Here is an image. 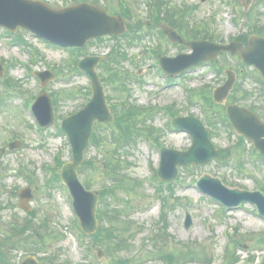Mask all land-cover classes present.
<instances>
[{
  "label": "rangeland",
  "instance_id": "obj_1",
  "mask_svg": "<svg viewBox=\"0 0 264 264\" xmlns=\"http://www.w3.org/2000/svg\"><path fill=\"white\" fill-rule=\"evenodd\" d=\"M125 1L133 18L127 24L134 28L142 25L141 22L144 23L148 17L146 2L149 0ZM98 2L107 6L112 13L120 11L118 0ZM166 2L175 7L191 8V16L186 18L189 25H199V28L200 24H205L206 30L212 32L221 43H229L232 38L249 34L247 25L250 22L241 15V0ZM51 3L57 4L54 0ZM248 12H251L247 15L250 19L257 22L259 27H264V0H255ZM134 21L136 26L133 25ZM144 29L147 30V27L141 26L139 33L145 34ZM19 32L18 35L21 36L25 33V44L16 43L12 34L3 35L0 29V64L4 68L3 77L0 78V99H3L0 103V149L5 148L0 156V248L3 242L6 243L4 247L11 252L9 258L16 261L14 264L26 254L40 258L43 251L48 256H55L53 264H114L116 257L121 255L133 258L134 264H164L163 259H160L164 255L179 256L180 264H203L201 262L204 258H208L213 264H224L228 233L242 247L245 245L244 249L240 247L236 251L242 260L248 256L260 259L264 255V220L255 215L252 206L245 205L223 213L217 203L204 197L195 187V182L200 177L208 175L218 178L229 189L254 191L262 187L264 190V164L258 158L255 160L252 146L243 143L242 147H236L238 139L233 131L226 128L223 122H215L217 116L223 115V110L211 108L209 114L200 95L202 90L210 93L223 84L225 69H242L235 59L226 54L220 55L215 59V64L221 68L219 72L211 63L205 64L189 70L177 80V85H169L160 73H156L158 68L151 66L155 60L149 52L157 45L158 37H145L130 44L126 43V39L104 37L86 45L84 55L109 59L114 57L113 49L120 52L116 62L109 60L105 65L102 62L97 68L99 75L104 76L108 84L103 83L107 100L113 109H125L132 105L141 110L135 121L142 135L137 137L135 131L128 148L123 151L118 148L116 153L113 150L117 144L112 141L111 136H107L110 130L106 129L104 132L97 129L98 134L103 137L101 145H90L84 160H90L92 164L79 168V179L87 186V190L98 194L104 185L114 188L110 204L120 211L118 228L130 226V236L125 235L126 243L132 241L134 236L132 247L127 248V251H121L120 247L112 245L109 249L114 247L120 254H115L114 251L106 254L105 243L102 242L105 238L103 233L100 234L99 243H94L91 239L82 242L78 240L77 234L80 232L75 225L77 219L65 187L48 181L52 173L59 174L61 163L71 161V150L66 137L59 134L56 128L38 130L30 110L24 106L25 101L28 105L32 103V95H38L42 91L39 80L32 72L49 70L55 73V80L49 82L43 91L49 94L59 92V102L55 109L53 107L56 119L76 113L82 108L86 97H89L86 93L90 86L89 79L73 70V60L76 58L72 57L70 51L52 47L27 32ZM164 45L162 50L167 55H174L178 51L186 52L184 48L174 49L169 43ZM242 70L249 74L246 79V75L243 78L244 73L240 74L237 81L242 87L241 91L249 92L244 104H260L263 97L258 84L253 80V72L250 69ZM6 80L16 85L8 88L5 86ZM63 91L69 93L65 94ZM167 107H171L176 113L171 120L177 114L194 117L211 132V142L215 147H234L236 151L231 152V159L227 164L212 161L203 166L179 168L176 179L171 183V192L165 188L157 192V180L154 179L160 161L157 150L162 146L183 152L192 144L190 136L185 132L169 129V120L164 113V108ZM118 109H114V112ZM204 111L213 120L214 126L209 124L208 115ZM56 121L58 125L61 122L59 119ZM149 128L157 131L154 136L159 135V144H154V136L151 140L144 136ZM15 140L21 141V145L9 151L6 145ZM107 158L121 162V174L128 179L126 187L119 188L116 186L117 181L114 182L109 176L113 164L106 161ZM27 187L33 195L29 202L30 211L34 214L29 223L33 232L19 237L16 228H20L19 225H24L30 218L17 207V194ZM186 215L191 220L187 229L184 227ZM122 220L127 223H120ZM11 223L17 227L13 228ZM164 225L167 227L165 234L160 229ZM235 229L238 230L237 233L234 232ZM13 244L23 247L19 251L10 249ZM99 250L102 252L100 258L97 257ZM193 252L201 257L194 259L179 255ZM3 253H7L5 249Z\"/></svg>",
  "mask_w": 264,
  "mask_h": 264
},
{
  "label": "water",
  "instance_id": "obj_2",
  "mask_svg": "<svg viewBox=\"0 0 264 264\" xmlns=\"http://www.w3.org/2000/svg\"><path fill=\"white\" fill-rule=\"evenodd\" d=\"M252 0H243L245 8ZM0 26L15 30L22 26L38 37L44 38L62 46H83L85 42L94 37L107 33H119L121 21L107 16L96 7L82 4L65 10H52L41 4L27 0H0ZM164 33L176 43L189 47L193 50L192 55H181L176 59H161L160 63L167 73H179L185 69L213 59L219 52L226 50L231 54L238 52L241 61L247 65H254L264 79V39L251 37L248 46L241 50L240 45L232 43L229 46L216 45L207 42H185L177 33L164 27ZM97 59L86 58L80 64V68L87 72L93 81V100L84 110L66 118L61 126L71 143L73 164H68L62 172L64 182L69 186L74 199L75 211L80 217L82 229L86 233H92L96 229L93 216V208L96 198L91 193H85L75 181V168L79 166L83 158V152L88 145L92 125L97 119L99 122H108V112L103 106L101 87L94 73ZM226 84L214 92V101L221 103L227 96L233 79L229 74ZM34 113L41 126L53 124L52 108L49 99L41 96L34 107ZM228 119L236 131L254 142V145L264 154V125L258 119L244 109L236 106H228L226 109ZM174 124L178 128L186 129L194 138V145L188 153L179 154L167 150L162 151L163 163L168 167L167 171L159 172L161 178L171 180L175 176V165L205 164L215 157L227 159L228 151H213L207 141L206 133L199 122L193 119H177ZM12 148L15 144H12ZM10 147V149H11ZM199 187L206 193L213 195L224 204L235 207L241 203L254 204L259 215L264 218V196L259 192H238L224 189L219 181L205 177L199 183ZM23 194V195H22ZM19 204L24 210L26 201L31 197L29 190L22 191ZM89 198L87 207L80 204L82 198ZM186 227L190 225L187 218ZM21 264H38L32 257H26ZM260 264H264V257Z\"/></svg>",
  "mask_w": 264,
  "mask_h": 264
},
{
  "label": "trees",
  "instance_id": "obj_3",
  "mask_svg": "<svg viewBox=\"0 0 264 264\" xmlns=\"http://www.w3.org/2000/svg\"><path fill=\"white\" fill-rule=\"evenodd\" d=\"M152 5H153L154 9L156 8V11H161L162 5L158 4L157 2H156V4L152 3ZM164 10L166 13V18L168 19V22L170 25L177 27L181 30H184V29L188 30V28L184 24H181L182 17H185V15L187 14V12H185V10L177 9V8H167L166 6H165ZM196 33H198L199 35L194 34V38H199V37L200 38H207L208 34H209L204 29H202L201 31L196 32ZM96 142H97V139L94 137L93 143H96ZM114 175H116V172H114ZM103 217L106 218V215L103 214ZM103 217L100 218V221L103 220ZM28 226H29V224H26V227H28ZM122 230H124L125 232H128V228L117 229V230H115V228H111L109 230H108V228L106 230L100 228V231L105 232V234L110 238H112V235L115 233L114 238H115L118 246H120L125 241L123 234H122L123 233ZM124 245L125 244H123V247H124ZM226 253H227V260L231 259V257H232V260L228 261L230 264H235L238 261V258H235L233 256V253L231 254L230 249H228ZM53 258H54L53 256H49V258L43 259V262H45V264H46V262H48L49 264H53Z\"/></svg>",
  "mask_w": 264,
  "mask_h": 264
},
{
  "label": "flooded vegetation",
  "instance_id": "obj_4",
  "mask_svg": "<svg viewBox=\"0 0 264 264\" xmlns=\"http://www.w3.org/2000/svg\"><path fill=\"white\" fill-rule=\"evenodd\" d=\"M40 1H44V2H46V3H48V4H51V5H53L52 3H51V0H40ZM57 4H61V6H63L64 4H66L69 0H54ZM53 5V6H58V5Z\"/></svg>",
  "mask_w": 264,
  "mask_h": 264
}]
</instances>
